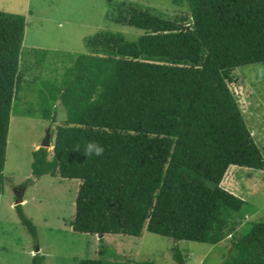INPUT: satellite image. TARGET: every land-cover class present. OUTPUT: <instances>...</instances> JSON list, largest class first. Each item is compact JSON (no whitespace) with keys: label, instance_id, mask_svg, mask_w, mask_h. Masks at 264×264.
Returning a JSON list of instances; mask_svg holds the SVG:
<instances>
[{"label":"trees","instance_id":"trees-1","mask_svg":"<svg viewBox=\"0 0 264 264\" xmlns=\"http://www.w3.org/2000/svg\"><path fill=\"white\" fill-rule=\"evenodd\" d=\"M186 2L190 25L121 3L112 20L143 33L134 40L111 31L86 38L87 54L50 93L56 107L40 110L44 120L60 110L64 122L50 136L51 155L33 151L31 173L80 181L69 222L74 232L102 241L147 231L211 245L232 234L233 256L221 264H264L263 221L233 235L245 203L236 170L264 172V158L231 75L237 67L264 66V0ZM24 30V16L0 11V196L10 116L22 89ZM89 143L102 146V155H87ZM15 210L36 240L22 205ZM100 247L97 258L78 264H156L115 259ZM172 251L185 264L180 249ZM32 263L43 264L44 256L36 253Z\"/></svg>","mask_w":264,"mask_h":264},{"label":"rangeland","instance_id":"rangeland-1","mask_svg":"<svg viewBox=\"0 0 264 264\" xmlns=\"http://www.w3.org/2000/svg\"><path fill=\"white\" fill-rule=\"evenodd\" d=\"M121 3H132L164 19L191 21L186 0H0L1 12L25 17L22 89L10 116L0 196V264H33L37 252L44 256L43 264H78L97 258L101 245L115 259L156 264H178L172 256L173 247L185 255V264H221L233 256L232 234L223 243L211 245L177 241L147 231L139 238L107 234L102 241L99 236L74 232L69 222L80 181L35 177L31 173L33 151L41 147L47 133L52 137L64 122L62 111L53 120H44L40 110L43 106L51 110L56 107L50 93L60 87L76 57L87 54L86 38L111 31L134 40L143 33L112 20ZM231 75L241 84L244 99L239 100V107L264 158V66L256 63L237 67ZM45 149L51 155L52 143ZM236 172V188L245 200L236 215L239 224L233 235L237 236L249 225L264 222V172L244 168ZM19 198L25 200L19 202L24 215L36 227V240L17 216Z\"/></svg>","mask_w":264,"mask_h":264},{"label":"clouds","instance_id":"clouds-1","mask_svg":"<svg viewBox=\"0 0 264 264\" xmlns=\"http://www.w3.org/2000/svg\"><path fill=\"white\" fill-rule=\"evenodd\" d=\"M86 154L91 156V155H95V156H101L104 149L102 146H100L99 144L96 143H89L86 146Z\"/></svg>","mask_w":264,"mask_h":264},{"label":"water","instance_id":"water-1","mask_svg":"<svg viewBox=\"0 0 264 264\" xmlns=\"http://www.w3.org/2000/svg\"><path fill=\"white\" fill-rule=\"evenodd\" d=\"M189 23H191V21H190ZM189 23H183V24L186 26V25L189 24ZM49 145H50V136H49V134L47 133L46 138H45V140L43 141V143H42V145H41V148H46V147H48ZM21 201H22V199L19 198V200L16 201V205L19 204V202H21Z\"/></svg>","mask_w":264,"mask_h":264},{"label":"crops","instance_id":"crops-1","mask_svg":"<svg viewBox=\"0 0 264 264\" xmlns=\"http://www.w3.org/2000/svg\"><path fill=\"white\" fill-rule=\"evenodd\" d=\"M25 18V17H24ZM23 199V198H22ZM23 203H25V200L23 199ZM38 253V252H37Z\"/></svg>","mask_w":264,"mask_h":264}]
</instances>
